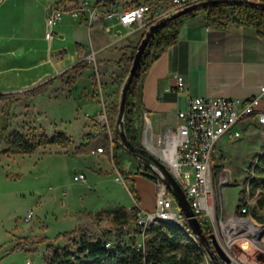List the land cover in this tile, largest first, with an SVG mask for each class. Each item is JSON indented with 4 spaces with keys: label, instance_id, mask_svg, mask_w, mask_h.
I'll list each match as a JSON object with an SVG mask.
<instances>
[{
    "label": "rangeland",
    "instance_id": "rangeland-1",
    "mask_svg": "<svg viewBox=\"0 0 264 264\" xmlns=\"http://www.w3.org/2000/svg\"><path fill=\"white\" fill-rule=\"evenodd\" d=\"M149 1L161 11L168 9L169 0ZM55 28L56 25L54 31ZM89 29L88 32L85 27L83 31L86 51H91V39L98 45L113 38L104 32L99 19H94ZM133 34L126 42L139 40L140 33ZM89 57L84 58L87 68L72 84L69 81L73 73L69 71L63 77L54 78L39 94L0 101V264H25L27 259L31 264H45L51 248H76L79 232L68 239L62 236L74 228L86 230L94 237L107 230L103 238L111 242L131 241L133 225L115 228L111 225L110 213L120 206L136 204L130 192L131 189L136 195L134 178H125L123 173L136 169L137 164L135 157L125 152L119 164L124 181H116L117 169L111 162V149L103 141L104 134L116 128L122 87L119 81L127 72L123 67L117 71L113 62H101L99 57L95 62ZM102 72L112 73L104 77ZM116 72L122 73L114 80ZM244 124H241L240 137L230 139L224 135L214 152L216 203L226 217L230 212L238 213L243 201L247 202L250 213L254 208L257 215L264 217V207L256 206V195L246 192L241 199L247 177L264 151V126L256 122ZM28 125L35 127L37 134L41 130L48 135L62 130L71 142L67 146H38L26 154L6 151L9 131H25ZM157 142L153 143L157 145ZM141 143L148 147L144 138ZM98 147L102 150L93 153ZM139 168L147 170L141 163ZM76 174H83L84 179L75 180ZM146 174L133 173L143 178L144 204L150 192L145 180L154 183ZM154 189L156 192V185ZM257 192L264 194V188ZM29 211L31 216L25 221ZM97 212L101 213L97 215ZM241 257L248 264H256L245 254ZM260 257L261 254L256 256Z\"/></svg>",
    "mask_w": 264,
    "mask_h": 264
},
{
    "label": "crops",
    "instance_id": "crops-1",
    "mask_svg": "<svg viewBox=\"0 0 264 264\" xmlns=\"http://www.w3.org/2000/svg\"><path fill=\"white\" fill-rule=\"evenodd\" d=\"M71 5V2L62 4L60 0H0V93L30 89L87 56L92 55L95 62L99 59L104 63L121 56L120 47L127 43V37L125 40L112 38L100 41L98 45H94L91 39V51H86L83 31L87 27L89 32L93 23L88 25L83 18H74L68 11L56 24L54 34L50 38L45 37L46 8L59 6L69 9ZM99 20L106 32L102 20ZM115 28L120 32L126 31L121 25ZM106 33L112 36V33ZM128 43L134 44L135 41ZM121 67L115 65L117 71H121ZM111 73L102 72V76ZM116 73L114 80L122 72ZM177 76L183 78L181 90L177 89ZM262 84L264 39L256 28L243 23H228L221 28L208 25L204 11L200 10L181 23L177 41L159 54L144 76L140 109L147 115L143 118L140 141L144 138L156 142L167 128H174L178 123L177 111L187 106L190 97L245 98L257 94ZM261 107L264 108V96ZM251 122L256 121L248 118L244 125ZM135 163L136 169L123 174L134 178L140 209L150 210L155 204V182L144 179L148 181L146 186L150 191L146 192L148 199L144 204L143 178L133 175L136 171L141 172L140 163L136 159Z\"/></svg>",
    "mask_w": 264,
    "mask_h": 264
},
{
    "label": "built area",
    "instance_id": "built-area-1",
    "mask_svg": "<svg viewBox=\"0 0 264 264\" xmlns=\"http://www.w3.org/2000/svg\"><path fill=\"white\" fill-rule=\"evenodd\" d=\"M259 1L264 2V0ZM188 3V0H170L165 11L159 10L153 3L146 2L125 8L117 5L116 2L109 8L107 0L98 2L96 0L93 3L81 0L75 7L69 9L50 6L44 12L45 37L50 38L54 34V27L65 11L74 18H83L88 25H92L94 19H101L105 31L112 33L114 39H121L137 31L144 32L161 17ZM116 25L123 26L126 31L120 32L115 28ZM89 58L94 60L92 55ZM176 79L177 89L181 90L183 78L177 76ZM263 96L264 84L259 87L257 94L245 98L190 97L187 106L177 111V125L174 128H167L160 135L157 145L152 143L157 148L156 154L171 169L182 187L193 211L203 225L204 232L212 233L228 256L227 264H248L246 259L241 257L243 254L256 264H264V224L255 220L245 201L240 204L238 213L228 217L223 214L222 207L216 203L212 170L213 155L224 135H228L230 139L242 135L241 124L248 118H253L259 125L264 126V108L261 107ZM138 111L143 118H146L145 111L141 109ZM101 150L102 148L98 147L92 152ZM146 171L156 185L155 204L152 210H140L138 215L141 231L138 247H144L146 226L163 221L184 229L188 237L204 252L202 264H213L188 225L175 198L161 181L159 173L141 169L143 173ZM74 179L83 180L84 175L76 174ZM115 180L124 181L118 170ZM31 213V211L27 213L25 221H28ZM257 254H261L258 259ZM25 264H31V261L27 259Z\"/></svg>",
    "mask_w": 264,
    "mask_h": 264
},
{
    "label": "trees",
    "instance_id": "trees-1",
    "mask_svg": "<svg viewBox=\"0 0 264 264\" xmlns=\"http://www.w3.org/2000/svg\"><path fill=\"white\" fill-rule=\"evenodd\" d=\"M100 0H97V2ZM109 8L117 2L122 8L131 7L139 3H152L149 0H107ZM62 4L71 2L70 8L78 4V0H60ZM170 2V0H169ZM204 11L205 19L208 25L215 27H224L228 23L248 24L254 26L258 35L264 39V11L258 7L242 5V4H216L196 9L180 16H177L163 26L157 28L151 35L142 55V59L134 75L126 96V108L124 114V129L130 142L139 148H143L140 141L143 117L139 113L140 100L142 95V83L150 65L159 56V54L175 43L178 39V30L181 23L198 11ZM140 33L139 40L134 44L126 43L121 46V56L117 60H111L114 64L122 66L128 72L133 55L137 45L141 40L144 32ZM87 64L84 59L80 60L69 69L59 75L50 78L30 89L22 92L0 93V101L17 99L18 95L34 96L43 91L45 86L56 77H63L69 71H72L69 84H72L81 74ZM125 75L119 81V85L123 83ZM103 141L107 147L111 149V162L119 171V164L122 156L128 152L122 143L115 127L111 132L105 133ZM71 142V138L62 130H56L48 135L45 130L36 133L35 127L28 125L26 130L12 129L7 135L8 147L6 151L14 154L31 153L38 146H47L50 144H58L67 146ZM102 148V147H101ZM129 153V152H128ZM131 155V154H130ZM120 172V171H119ZM121 173V172H120ZM127 178V176H124ZM246 186L244 185L241 193L243 196L246 192L250 195H256V206L264 207V194L257 192L259 188H264V151L256 159L251 174L247 177ZM131 195L135 201V205L130 207L120 206L111 211L110 221L115 228H123L124 226L133 225L131 241L129 243L119 240L111 242L103 238L107 230H102L101 234L94 237L88 234L86 230L74 228L68 232H64V239L71 238L75 233L79 232V238L75 249L70 247L51 248L50 257L45 264H202L204 260V252L194 243L184 229L181 227L159 221L151 223L145 228V237L143 240L144 247H138L140 241V227L138 224V215L140 207L137 205V194L134 195L130 189ZM252 216L264 224V217L257 215L255 209L251 210ZM97 212L96 214H100ZM203 227V225H202ZM205 229V227H204ZM89 236L88 239H83ZM109 242V245L107 243Z\"/></svg>",
    "mask_w": 264,
    "mask_h": 264
},
{
    "label": "water",
    "instance_id": "water-1",
    "mask_svg": "<svg viewBox=\"0 0 264 264\" xmlns=\"http://www.w3.org/2000/svg\"><path fill=\"white\" fill-rule=\"evenodd\" d=\"M216 4H242L248 6L258 7L264 11V2L259 0H196L191 1L180 9L173 11L151 24L144 32L141 40L139 41L136 51L133 55L131 64L129 66L127 75L122 83L120 98H119V112L117 118L116 131L119 136L120 142L124 148L141 163L145 169L159 173L161 181L165 184L166 188L175 198L184 213L187 223L194 232L201 246L205 249L213 264H227L229 261L228 256L217 243L214 235L206 234L202 225L193 211L189 200L187 199L182 187L177 182L171 169L159 158V156L143 144V148L135 147L128 139L124 129V114L126 108V96L129 85L136 74L144 49L154 31L163 26L171 19L180 16L184 13L201 9L209 5Z\"/></svg>",
    "mask_w": 264,
    "mask_h": 264
},
{
    "label": "bare ground",
    "instance_id": "bare-ground-1",
    "mask_svg": "<svg viewBox=\"0 0 264 264\" xmlns=\"http://www.w3.org/2000/svg\"><path fill=\"white\" fill-rule=\"evenodd\" d=\"M146 144L148 145L149 148L157 152V148L153 145L154 143L152 144L151 141L146 140Z\"/></svg>",
    "mask_w": 264,
    "mask_h": 264
}]
</instances>
